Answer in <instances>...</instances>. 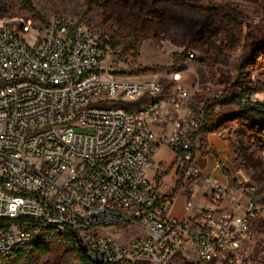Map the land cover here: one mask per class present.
Returning a JSON list of instances; mask_svg holds the SVG:
<instances>
[{
	"label": "built area",
	"instance_id": "built-area-1",
	"mask_svg": "<svg viewBox=\"0 0 264 264\" xmlns=\"http://www.w3.org/2000/svg\"><path fill=\"white\" fill-rule=\"evenodd\" d=\"M37 23L32 44L28 25H0V263L42 239L81 251L88 264H264L246 248L264 210L258 186L234 180L247 201L233 199L224 212L229 188L209 178L207 208L178 220L173 193L161 191L171 168L163 163L155 181L147 176L166 146L180 177H199L195 140L222 106L194 109L180 86L168 95L155 82L119 80L129 71L111 68L100 32L80 20ZM243 102L257 103L252 96ZM181 107L187 121L157 136L150 123L175 119L172 110ZM216 169L228 175L223 163ZM114 227L143 235L120 243L98 232Z\"/></svg>",
	"mask_w": 264,
	"mask_h": 264
},
{
	"label": "trees",
	"instance_id": "trees-1",
	"mask_svg": "<svg viewBox=\"0 0 264 264\" xmlns=\"http://www.w3.org/2000/svg\"><path fill=\"white\" fill-rule=\"evenodd\" d=\"M44 1L57 19L63 18L57 6L60 0ZM246 1L255 5L264 28V0ZM7 3L6 14L19 12L47 24L37 13L34 0H7ZM89 14L92 15L89 28L100 32L102 49L119 52L133 66L138 64L143 43L152 41L160 47L164 41H169L184 49L175 65L189 59L192 51L199 52L205 57L202 64L211 80L225 87L218 54L240 50L237 68L241 73L247 69L258 72L264 68V35H260V28L246 20L240 8L231 2L208 0L207 3L192 4L184 0H83L81 19ZM221 35L225 39L219 43ZM226 90L227 95L230 93L228 111L212 119L197 136L238 127L252 147L264 151V104L250 106L241 103L242 97L264 92V79L254 83L248 78ZM221 103L222 100L217 98L206 105L212 107ZM249 151V148L245 149L241 159H246ZM256 155V152L250 155V159ZM258 167L253 165L252 169L257 170ZM261 179V176H256V180ZM71 252L80 264H88L81 251ZM52 253L51 242L37 239L30 248L19 252L18 260L24 264H46Z\"/></svg>",
	"mask_w": 264,
	"mask_h": 264
},
{
	"label": "rangeland",
	"instance_id": "rangeland-1",
	"mask_svg": "<svg viewBox=\"0 0 264 264\" xmlns=\"http://www.w3.org/2000/svg\"><path fill=\"white\" fill-rule=\"evenodd\" d=\"M188 3H207L208 0H184ZM231 2L238 6L245 16V19L250 21L252 25L260 28V35H264V28L261 27L262 16L256 13L254 4L246 0H217ZM7 0H0V25L11 24L17 30L22 25H28L31 28V34L27 36L28 41L32 44L34 38L39 37L42 29L37 21L31 17L21 14L19 12L5 13L7 7ZM83 0H60L57 3L58 10L61 16L67 19H77L89 25L92 20V15L89 14L81 19ZM34 7L37 13L43 17L47 22L56 18L55 13L47 6L44 0H34ZM32 21H30V20ZM36 22V23H35ZM97 34V33H96ZM224 35L219 37V43L224 41ZM184 52L183 48L172 45L169 41H164L162 46H156L152 41L144 44L142 50L141 62L138 67L131 65L125 58L119 55V52L106 49L103 51V59L108 60V64L112 69L117 66H123L129 74L126 77H119V80L129 79L141 83L155 82L164 88V93L171 95L174 94L178 86L186 90L190 96L189 105L194 109L201 104L213 102L215 99L220 98L223 108L222 116L228 111L230 105V93L227 95L226 89H231L232 86L240 82L246 81L248 78L256 83L260 79H264V68L258 72H251L249 69L241 73L237 68V63L241 56L240 50L234 53L218 54L219 62L222 68V81L226 83V87L220 83H215L211 80L206 67L202 64L205 57L199 52L192 51L190 54L194 55V59H187L175 65V61L180 59L181 54ZM107 66V63L104 64ZM256 99L257 103H244L242 97V105H256L264 104V92L255 93L250 95ZM142 107L143 103H138L135 108ZM126 107L133 109L134 106L126 104ZM221 115H218L219 117ZM215 118V117H214ZM217 136L228 142L230 168L236 173L237 180L244 185L258 186V199L264 207V151L256 150L252 144L244 138L238 127H230ZM249 148L246 154V159H241L240 155L245 153V149ZM206 150V149H205ZM257 153L254 159H250V155ZM205 152L203 153V155ZM259 166L257 170L252 169V166ZM223 175V174H222ZM261 176V180H256V176ZM224 176V175H223ZM231 180V174L225 176ZM232 181V180H231ZM231 190H229V199H237L245 204L247 199L234 187L232 181ZM228 199V198H227ZM101 234L111 236L120 243L130 242L132 239L142 236L143 232L134 227H114V228H101L98 230ZM53 253L48 259L46 264H80L75 254L65 248L63 245L53 241ZM248 254L254 259H261L262 252L264 251V210L261 216L256 217L251 225V239L246 244ZM19 256L1 262L0 264H24L23 261L18 260ZM142 264H148L144 262ZM174 264H185L183 261L176 260Z\"/></svg>",
	"mask_w": 264,
	"mask_h": 264
},
{
	"label": "crops",
	"instance_id": "crops-1",
	"mask_svg": "<svg viewBox=\"0 0 264 264\" xmlns=\"http://www.w3.org/2000/svg\"><path fill=\"white\" fill-rule=\"evenodd\" d=\"M145 43H143L140 50V59L138 60L136 67L140 65L142 50ZM172 113L175 116V119L169 122L150 123L153 132L157 136H167L172 134L175 129H178L189 118L187 115V107H181L176 110L173 109ZM195 149L196 160L201 170V175L197 178L187 180L177 174V172L173 169L175 154L166 146H162L158 149L154 156L152 165L147 171L149 180L155 181L159 165L164 163L171 168L170 174L165 184L162 186L161 191L165 195H170L175 192L171 217L178 220L199 217L201 213L207 208L206 197L210 192L209 178L212 179L211 183H218L229 188V190H231L232 181L237 180L236 173L238 172H234V170L229 166L230 161L228 156V142L223 140L221 136H217L216 133L198 135L195 140ZM204 152L205 154L203 155ZM218 163H223L225 165L231 174L232 181L229 178L223 176L222 173L216 169ZM193 196L194 198L192 207L188 208V202ZM227 198L228 199H226L221 206V209L224 212L232 211L231 203L233 199H229V197Z\"/></svg>",
	"mask_w": 264,
	"mask_h": 264
},
{
	"label": "water",
	"instance_id": "water-1",
	"mask_svg": "<svg viewBox=\"0 0 264 264\" xmlns=\"http://www.w3.org/2000/svg\"><path fill=\"white\" fill-rule=\"evenodd\" d=\"M121 73H122V74H126V73H128V70H127L126 68H122V69H121Z\"/></svg>",
	"mask_w": 264,
	"mask_h": 264
}]
</instances>
